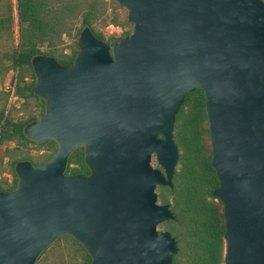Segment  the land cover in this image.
Instances as JSON below:
<instances>
[{"label": "water", "instance_id": "water-1", "mask_svg": "<svg viewBox=\"0 0 264 264\" xmlns=\"http://www.w3.org/2000/svg\"><path fill=\"white\" fill-rule=\"evenodd\" d=\"M116 2L130 36L111 47L86 27L72 65L32 60L45 113L24 133L58 149L38 165L18 162L17 187L0 191V264H36L66 235L91 264H172L178 242L158 228L177 218L156 190L173 188L176 116L197 89L224 207V264H264V0ZM80 147L88 176L67 174Z\"/></svg>", "mask_w": 264, "mask_h": 264}, {"label": "trees", "instance_id": "trees-1", "mask_svg": "<svg viewBox=\"0 0 264 264\" xmlns=\"http://www.w3.org/2000/svg\"><path fill=\"white\" fill-rule=\"evenodd\" d=\"M3 1V0H2ZM5 14L0 15V24H6L10 32L14 30L13 11L18 16L17 46L9 56L12 67L1 69L6 73L17 72L11 82V90L0 91V145L16 142L17 153L7 152L11 159L13 179L0 180V191H13L18 184L15 165L20 161H30L34 165L50 159L58 149L55 141L44 143L30 141L24 133L25 127L39 120L45 113V102L35 95L36 76L32 67L35 56L55 57L60 63L70 66L78 53V39L82 30L90 27L93 33L111 46L130 36V32L118 38L107 40L99 27L114 25L123 27L116 9L108 14L107 0H6ZM115 2V0H114ZM116 3V2H115ZM80 24V26H78ZM73 38L75 46L70 53L63 48L64 37ZM44 48V50H43ZM31 81L28 82L27 79ZM22 100L23 108H37L36 112L23 119H15L8 108L11 96ZM29 112V110H28ZM174 140L179 148L180 159L173 179V188L159 187V201L169 204L177 221L165 222L177 240L179 252L172 264H224L225 222L224 207L213 193L219 187V180L212 166V148L206 110V94L202 89L190 93L184 100L175 121ZM28 144L43 148L38 160L22 149ZM40 159V160H39ZM67 174L86 176L90 169L84 161L83 148L77 149L70 157ZM65 242L66 251L60 254L59 261L52 264H91L92 257L85 247L71 236H63L55 243ZM54 243V244H55ZM52 244L38 258L36 264H48L47 253Z\"/></svg>", "mask_w": 264, "mask_h": 264}, {"label": "rangeland", "instance_id": "rangeland-1", "mask_svg": "<svg viewBox=\"0 0 264 264\" xmlns=\"http://www.w3.org/2000/svg\"><path fill=\"white\" fill-rule=\"evenodd\" d=\"M108 6L111 7L108 9V14H112V9L115 8L117 13L119 14L120 18L122 19L123 23L125 25L123 27H117L114 25H109L107 27H99V30L103 32L105 38L107 40L111 38H118L122 35L125 34V32H130L132 34L133 32V24H129L127 21V10L125 8H122L119 6V4L114 2V0H107ZM6 0H0V15L5 14V4ZM13 6L15 7L17 4V0H12ZM13 17H14V30L13 32H10L8 27L5 28L6 24L2 25L0 24V64L4 65V67L11 68L12 67V61L9 60V56L13 54V50L15 46L18 44L19 40V35H18V16H17V11L14 9L13 11ZM80 26V24H78ZM130 34V35H131ZM77 39L74 41L73 38L69 37H64V43H63V48L65 53H70L71 48L75 46V42ZM44 50V48H43ZM2 62V63H1ZM3 67V66H1ZM17 75V72L15 71H9L6 72V85L4 86V90H11V82L12 79L15 78ZM28 82L31 81L30 78L27 79ZM23 101L19 100L17 97H14L13 95L11 96L9 100V105L8 108L11 109L13 112V116L15 119H23L26 118L28 115H31L33 112L37 111V108L33 107V103H31V107H25L29 110L25 111L26 109L23 108L22 105ZM211 143V142H210ZM18 145L16 142H10V143H5L3 145H0V180H4L5 178L12 180L13 175L11 174V166L10 162L11 159L7 156V152H16L17 153V148ZM22 151L25 153L29 152L30 156L32 158H35L38 160V156L40 154L44 153L43 148L34 145V144H28L26 147L22 149ZM40 160V159H39ZM152 165L157 168L158 164L156 161V158L154 157L152 160ZM157 193L159 195V187L157 188ZM160 202V201H159ZM161 203V202H160ZM162 204V203H161ZM167 226L161 225L159 226V230L162 231H167L166 230ZM55 248H51L47 253L48 256V264H52L53 262H58L59 261V256L60 254H64L66 251L65 249V242L62 241L61 243L54 244Z\"/></svg>", "mask_w": 264, "mask_h": 264}, {"label": "crops", "instance_id": "crops-1", "mask_svg": "<svg viewBox=\"0 0 264 264\" xmlns=\"http://www.w3.org/2000/svg\"><path fill=\"white\" fill-rule=\"evenodd\" d=\"M6 73L0 67V91L4 90V86L6 85Z\"/></svg>", "mask_w": 264, "mask_h": 264}, {"label": "flooded vegetation", "instance_id": "flooded-vegetation-1", "mask_svg": "<svg viewBox=\"0 0 264 264\" xmlns=\"http://www.w3.org/2000/svg\"><path fill=\"white\" fill-rule=\"evenodd\" d=\"M110 45V44H109ZM111 46V45H110ZM111 47H113V46H111ZM80 148H83V150H84V161H85V147H80ZM79 148V149H80ZM86 164V163H85ZM90 175V174H89ZM86 176H88V175H86ZM159 229V228H158ZM163 232V231H162Z\"/></svg>", "mask_w": 264, "mask_h": 264}]
</instances>
